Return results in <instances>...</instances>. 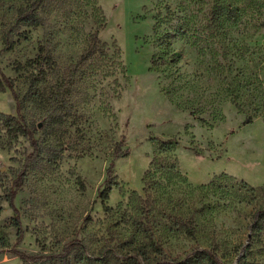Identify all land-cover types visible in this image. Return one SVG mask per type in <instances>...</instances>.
Here are the masks:
<instances>
[{"label": "rangeland", "instance_id": "obj_1", "mask_svg": "<svg viewBox=\"0 0 264 264\" xmlns=\"http://www.w3.org/2000/svg\"><path fill=\"white\" fill-rule=\"evenodd\" d=\"M27 6L0 0V69L39 146L13 201L18 238L6 195L32 148L0 120V264H29L13 248L48 255L73 240L93 258L107 246L123 254L153 242L166 259L210 249L224 264H264V219L255 218L264 194L250 201L198 190L222 175L228 189H264V0H46L38 26L12 27ZM94 32L111 70L93 72L95 60L74 71ZM39 57L50 61L34 63ZM16 108L0 92V113L17 116ZM172 138L179 175L157 176L149 190L156 144ZM120 142L129 154L115 158ZM111 161L116 184L103 201ZM87 255L72 252L68 264H103Z\"/></svg>", "mask_w": 264, "mask_h": 264}, {"label": "trees", "instance_id": "obj_2", "mask_svg": "<svg viewBox=\"0 0 264 264\" xmlns=\"http://www.w3.org/2000/svg\"><path fill=\"white\" fill-rule=\"evenodd\" d=\"M28 6L25 9L19 10L16 16V19L12 25V27L17 25H26V26H38L39 20L37 17V12L41 8L42 4L46 0H26ZM221 12V10H219ZM217 13H219L217 11ZM11 31V28L8 30ZM5 34L4 44L5 48L3 50H8L11 48V43L8 40V34ZM106 46L104 43L100 41L98 38V33L94 32L90 35L87 46L82 51L81 55L78 57L75 65L74 71H78L86 66L94 65V61H99L97 67L94 66L95 73H108L112 66L113 61L108 58L106 54ZM40 56V55H39ZM43 60L46 63H49L50 58H37L34 60V63H39L40 60ZM33 62V61H32ZM30 62V63H32ZM36 83V78H31L30 87L33 89ZM10 91L15 103H16V112L17 116H10L0 113V120L3 122L4 126L7 128L9 135L12 138H17L18 136L24 137L30 144L32 148V152L27 154L24 159L23 167L19 171L17 178L13 182V188L7 192L6 200L8 202L9 207L14 213L12 218L13 225L17 228V237L20 238L22 235V231L20 228V221L18 210L14 206V198L18 190L24 184V174L26 172V168L28 164L34 161L39 154V146L38 142L35 139V127L27 125L23 120L22 116L19 115L20 112V101L17 93L14 89V81L4 75L2 70L0 69V92ZM251 118L248 117L245 119L244 124H249L251 122ZM157 150L158 155L154 156L152 161L149 164V168L145 174V185L149 190H155L156 187V178L157 176H178L177 163L174 156V152L176 147L178 146V140L175 138L168 139L166 141H158ZM123 142H120L115 146L114 153L115 158L127 157L129 154L128 148L122 149ZM196 155L200 154V151H196L195 149H191ZM112 161L110 163L109 168L107 169V179L105 182V187L103 191L99 194V197L106 201L108 199V195L112 189V186L116 184V179L112 177ZM225 176H221L219 178L213 179L209 184L202 185L198 188L199 193L204 198L208 195L215 196L217 193L220 195H226L229 197L235 198V193L241 194V196L249 197L250 201H253L258 198L261 194H264V189H255L248 186L244 182L235 183L230 186L228 189V184H222L221 180ZM234 187L238 190L234 191ZM233 188V189H232ZM223 199V198H222ZM145 209L152 206V200L148 196V198L144 201ZM151 205V206H150ZM204 209V207H203ZM201 209V210H203ZM255 218L258 221L264 219V208L261 210H257L255 214ZM183 231L188 236H193V222L191 220H186L183 224ZM140 230L146 231L147 227L141 223H138ZM82 252L87 255V247L80 240H73L67 243L59 253L42 255H28L24 252L19 251L16 248L10 250V252L16 256L21 262L29 263V264H43L49 261H61L64 264L69 263V255L72 252ZM88 260L94 259L103 264H108L110 262L114 264H224L217 254L210 249H194L188 255H186L182 259H166L162 256L160 248L153 242L150 244H141L136 248H131L126 253H119L114 248L107 246L104 247L98 256L92 257L87 255Z\"/></svg>", "mask_w": 264, "mask_h": 264}]
</instances>
